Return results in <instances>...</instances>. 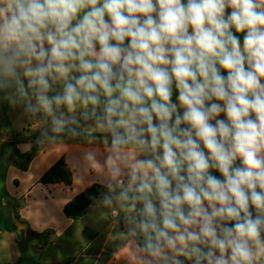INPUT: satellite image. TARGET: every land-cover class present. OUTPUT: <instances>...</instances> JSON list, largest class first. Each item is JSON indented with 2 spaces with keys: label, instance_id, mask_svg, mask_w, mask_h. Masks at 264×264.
Instances as JSON below:
<instances>
[{
  "label": "clouds",
  "instance_id": "9594fccd",
  "mask_svg": "<svg viewBox=\"0 0 264 264\" xmlns=\"http://www.w3.org/2000/svg\"><path fill=\"white\" fill-rule=\"evenodd\" d=\"M0 89L107 134L150 264L264 253V0H0Z\"/></svg>",
  "mask_w": 264,
  "mask_h": 264
},
{
  "label": "crops",
  "instance_id": "0c3cea01",
  "mask_svg": "<svg viewBox=\"0 0 264 264\" xmlns=\"http://www.w3.org/2000/svg\"><path fill=\"white\" fill-rule=\"evenodd\" d=\"M2 103L13 130L16 101L4 96ZM39 113L25 136L13 130L17 138L26 139L12 146L22 155L0 160V213H4L0 214V264H150L152 258L140 250L142 237L129 232L130 212L117 198L119 188H110L115 182L110 174L112 152L104 142L107 134L91 120L69 123L57 132L53 124L45 127V113ZM34 129H40L38 134ZM43 133L60 135L43 139ZM49 147L60 149L50 162L43 158ZM33 148L36 154L28 159ZM62 158L72 172V185L42 183L43 175ZM95 183L105 189L94 203L78 219L66 216V204ZM105 197L111 203H105ZM18 222L26 232L18 230ZM29 235L31 240L21 241ZM50 251L63 257L53 258ZM256 264H264V253L257 256Z\"/></svg>",
  "mask_w": 264,
  "mask_h": 264
},
{
  "label": "rangeland",
  "instance_id": "374dc122",
  "mask_svg": "<svg viewBox=\"0 0 264 264\" xmlns=\"http://www.w3.org/2000/svg\"><path fill=\"white\" fill-rule=\"evenodd\" d=\"M4 96L15 99V101H16V106H15L16 117L14 119L13 130L16 134L19 135V137H23L26 135L27 130L30 129V127L28 125L29 122L39 118L40 113L39 112L33 113L31 111L26 110L27 104H25V102L20 99V97L16 94L14 89H0V160L1 159L15 160L18 156L22 155L21 154L22 150L12 148V146L16 147L14 145V143H20L26 139L17 138L16 135L14 134L9 122L7 121V117L5 115V110L3 109V103H2ZM43 117H44L43 120L45 122L44 123L45 127L47 125H52L51 117H49L46 114ZM40 129H34V132L36 134H38V131ZM59 135L60 134H58V133L57 134L43 133L41 135V137H43V139H45V138L50 139L52 137H57ZM59 151H60V149L49 147L48 150H46V153L44 154L43 158L46 159L48 162H50L56 158ZM1 172H3V171H1ZM0 214L3 215L4 213L2 212ZM32 238H33V236H31V235L26 236V237L22 236L21 241H23L25 243L26 241L31 240ZM28 253H29V255L31 254L30 251ZM48 254H50L51 257H53V258H55L54 256H62L63 257L62 253H60L59 251H56V252L50 251ZM28 257L29 256L27 255V258ZM35 264H37V263H35Z\"/></svg>",
  "mask_w": 264,
  "mask_h": 264
},
{
  "label": "trees",
  "instance_id": "16d2710c",
  "mask_svg": "<svg viewBox=\"0 0 264 264\" xmlns=\"http://www.w3.org/2000/svg\"><path fill=\"white\" fill-rule=\"evenodd\" d=\"M36 154V148H33L26 156L31 159ZM44 184L64 183L71 186L73 182L72 172L66 167L65 160L62 158L56 162L41 178ZM105 187L99 183L92 184L82 193L75 196L68 202L64 208L65 215L73 219L80 218L86 209L94 203L97 197L104 191ZM24 252V248L22 246ZM70 264V263H67Z\"/></svg>",
  "mask_w": 264,
  "mask_h": 264
},
{
  "label": "water",
  "instance_id": "95a60500",
  "mask_svg": "<svg viewBox=\"0 0 264 264\" xmlns=\"http://www.w3.org/2000/svg\"><path fill=\"white\" fill-rule=\"evenodd\" d=\"M17 228H18V230H23L24 232H26V230H27L25 225L22 223H19V222L17 224Z\"/></svg>",
  "mask_w": 264,
  "mask_h": 264
}]
</instances>
